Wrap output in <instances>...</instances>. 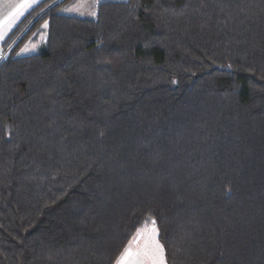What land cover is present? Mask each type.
Returning <instances> with one entry per match:
<instances>
[{
    "label": "trees",
    "instance_id": "1",
    "mask_svg": "<svg viewBox=\"0 0 264 264\" xmlns=\"http://www.w3.org/2000/svg\"><path fill=\"white\" fill-rule=\"evenodd\" d=\"M67 1L3 45L0 264H116L153 221L165 264H264V0Z\"/></svg>",
    "mask_w": 264,
    "mask_h": 264
},
{
    "label": "rangeland",
    "instance_id": "2",
    "mask_svg": "<svg viewBox=\"0 0 264 264\" xmlns=\"http://www.w3.org/2000/svg\"><path fill=\"white\" fill-rule=\"evenodd\" d=\"M113 1L125 0H68L64 6L60 7L59 13L78 18L93 19L96 15L95 7L97 2ZM46 28V24H44L39 38L33 42L28 41L16 52L17 55L28 56L39 52L45 42ZM4 56H6V53H3L0 59ZM130 246L132 253L141 259V264H165L163 248L157 239V228L155 224L150 223L139 228L127 248L129 249Z\"/></svg>",
    "mask_w": 264,
    "mask_h": 264
},
{
    "label": "crops",
    "instance_id": "3",
    "mask_svg": "<svg viewBox=\"0 0 264 264\" xmlns=\"http://www.w3.org/2000/svg\"><path fill=\"white\" fill-rule=\"evenodd\" d=\"M45 1L47 0H0V57L3 55V45L7 39L27 15ZM122 256L116 264H120ZM128 264H141V259L132 253Z\"/></svg>",
    "mask_w": 264,
    "mask_h": 264
},
{
    "label": "snow or ice",
    "instance_id": "4",
    "mask_svg": "<svg viewBox=\"0 0 264 264\" xmlns=\"http://www.w3.org/2000/svg\"><path fill=\"white\" fill-rule=\"evenodd\" d=\"M152 223L155 224V221H153ZM131 255H132V251H131V246H130L129 249L126 250L124 256L122 257L120 264H128V258L131 257Z\"/></svg>",
    "mask_w": 264,
    "mask_h": 264
}]
</instances>
